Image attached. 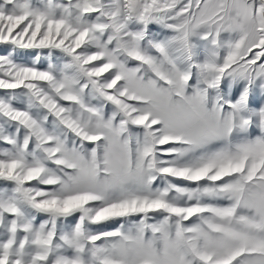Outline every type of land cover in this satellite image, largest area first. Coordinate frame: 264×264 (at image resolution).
Instances as JSON below:
<instances>
[{
	"label": "snow or ice",
	"instance_id": "6c2138e0",
	"mask_svg": "<svg viewBox=\"0 0 264 264\" xmlns=\"http://www.w3.org/2000/svg\"><path fill=\"white\" fill-rule=\"evenodd\" d=\"M0 264H264V0H0Z\"/></svg>",
	"mask_w": 264,
	"mask_h": 264
}]
</instances>
